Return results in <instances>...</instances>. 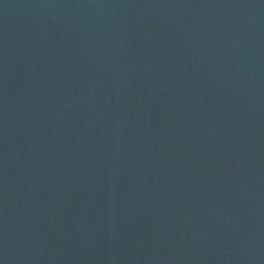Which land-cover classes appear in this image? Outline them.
Here are the masks:
<instances>
[{
	"label": "water",
	"instance_id": "95a60500",
	"mask_svg": "<svg viewBox=\"0 0 264 264\" xmlns=\"http://www.w3.org/2000/svg\"><path fill=\"white\" fill-rule=\"evenodd\" d=\"M0 264H148L84 152L21 0H0Z\"/></svg>",
	"mask_w": 264,
	"mask_h": 264
}]
</instances>
